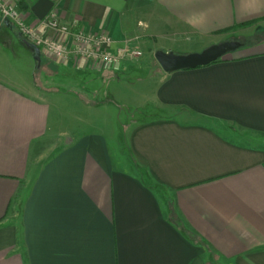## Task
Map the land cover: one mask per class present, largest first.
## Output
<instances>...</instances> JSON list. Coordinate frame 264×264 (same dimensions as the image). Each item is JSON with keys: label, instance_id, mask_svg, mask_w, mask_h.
Returning <instances> with one entry per match:
<instances>
[{"label": "crops", "instance_id": "crops-1", "mask_svg": "<svg viewBox=\"0 0 264 264\" xmlns=\"http://www.w3.org/2000/svg\"><path fill=\"white\" fill-rule=\"evenodd\" d=\"M16 6L26 23L67 46L69 38L41 24L54 9L75 29L110 36L114 50L128 44L147 55L264 29V0ZM241 23L249 25L235 27ZM13 28L0 18V264H264V146L239 137L264 135V37L192 69L166 73L155 60L130 85L122 79L128 59L92 67L40 50V65L43 55L53 66L42 84L29 56L20 67L8 58ZM104 82L116 89L107 96L160 114L125 125V151L112 126L109 134L65 128L56 96L46 93L83 90L77 105L99 110L105 103L90 97Z\"/></svg>", "mask_w": 264, "mask_h": 264}, {"label": "rangeland", "instance_id": "rangeland-1", "mask_svg": "<svg viewBox=\"0 0 264 264\" xmlns=\"http://www.w3.org/2000/svg\"><path fill=\"white\" fill-rule=\"evenodd\" d=\"M1 18V17H0ZM2 21V20H1ZM3 23V21H2ZM6 33L9 35L11 45L9 44H4L3 47H5V50L8 54V58L12 61V63H15L19 65L22 62H24V54L25 56H29V60L32 64V70L34 72V78L37 82H44L45 80V67L47 69L51 68L52 70L53 66L52 64L44 59L43 55L41 56V65L39 68L34 69V63L31 61V54L30 52L25 49L21 44H19L18 39L16 37V30L15 28L6 30ZM261 37H264V29H260L259 31L254 32L253 36H250V34L247 35H238L234 34L232 36H229L227 38H220L217 39L215 42L208 44H216L224 41H239L242 43H248L253 40H257ZM13 42V44H12ZM205 46V47H207ZM204 47V48H205ZM204 48H196L193 50H187L186 52H180L173 50L172 52L175 54H186V53H191V52H199L203 50ZM159 49V48H158ZM155 49L154 51L158 50ZM141 51V56L136 58V59H128L126 63H128V66L126 67V70L123 71L122 79L126 80V82L130 84L135 82V79L138 77H146L151 70L153 69L152 64H154V57L153 54L147 55V50L143 48ZM190 51V52H189ZM28 62V61H27ZM153 62V63H152ZM155 64L156 61H155ZM53 79H56L55 77H52ZM134 80V81H133ZM43 84V83H42ZM56 81H50L47 86H54L55 87ZM87 84L84 83L83 86L86 87ZM94 86V85H93ZM91 87V86H90ZM127 87V86H126ZM100 88V89H99ZM130 90L137 91L136 87L129 86L127 87ZM116 91L115 87L112 88V85L106 84V82L101 84V87L96 88V91L99 92L96 94V96H91L90 99L95 102L96 104H104L100 106V109L92 108L88 110L85 106L77 105L79 101L84 100L83 98L84 94L83 92L85 91H79L82 97L80 96H75L73 91L65 90L66 96H57L58 92H46L50 96H56L53 97L52 99L57 102L56 104L58 105V111L55 112L58 120L64 124L65 128H70L73 130L75 128L76 132H80L83 130L87 129H94L96 127H100L103 129V131L107 134L110 132L111 126L113 127V130L115 131L114 138L117 139L119 143V148L122 151H125V145H124V138H125V130L128 125L131 127L134 124L141 123L143 121H147L148 119L159 117L160 114L158 111H156L154 108H140L136 104H124L123 101L121 100L123 96L119 97L118 100L114 99V97L107 96V94L111 93L115 96ZM131 93V91H130ZM123 95V94H122ZM125 98H123L124 100ZM132 101V100H130ZM55 109V108H54ZM56 110V109H55ZM239 137L242 138L243 141L249 142V143H254L258 146H264V135H259V134H241ZM55 140V139H54ZM51 142L53 140H50ZM151 185H155V183L150 182Z\"/></svg>", "mask_w": 264, "mask_h": 264}, {"label": "built area", "instance_id": "built-area-1", "mask_svg": "<svg viewBox=\"0 0 264 264\" xmlns=\"http://www.w3.org/2000/svg\"><path fill=\"white\" fill-rule=\"evenodd\" d=\"M0 0L1 20H9L21 39L37 46L42 52L60 61H71L79 64L105 67H116L125 59H136L141 51L134 46L125 44L117 49L112 48L113 40L106 34H90L75 29L64 23L54 9L41 21L42 26L62 38H69L72 46H67L57 39H52L40 32L35 26L29 25L22 18L16 6L18 0Z\"/></svg>", "mask_w": 264, "mask_h": 264}, {"label": "water", "instance_id": "water-1", "mask_svg": "<svg viewBox=\"0 0 264 264\" xmlns=\"http://www.w3.org/2000/svg\"><path fill=\"white\" fill-rule=\"evenodd\" d=\"M3 22L7 28H11L9 20L5 19ZM21 43L30 52L34 67L38 68L40 65V49L23 39H21ZM242 45L243 43L239 41H224L209 45L199 52L186 54H175L172 51L158 49L154 52L153 57L164 72L170 73L176 70L208 65L227 53L236 51Z\"/></svg>", "mask_w": 264, "mask_h": 264}, {"label": "trees", "instance_id": "trees-1", "mask_svg": "<svg viewBox=\"0 0 264 264\" xmlns=\"http://www.w3.org/2000/svg\"><path fill=\"white\" fill-rule=\"evenodd\" d=\"M248 25H249V23H241V24L236 25L235 27H246Z\"/></svg>", "mask_w": 264, "mask_h": 264}]
</instances>
